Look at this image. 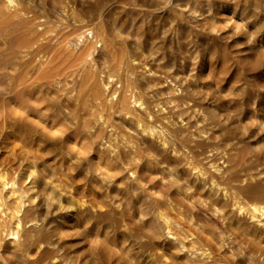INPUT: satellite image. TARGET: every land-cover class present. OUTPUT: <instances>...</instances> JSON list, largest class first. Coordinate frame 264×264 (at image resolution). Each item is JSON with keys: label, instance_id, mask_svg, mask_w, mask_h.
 <instances>
[{"label": "rangeland", "instance_id": "374dc122", "mask_svg": "<svg viewBox=\"0 0 264 264\" xmlns=\"http://www.w3.org/2000/svg\"><path fill=\"white\" fill-rule=\"evenodd\" d=\"M4 2L0 264H264V0Z\"/></svg>", "mask_w": 264, "mask_h": 264}, {"label": "bare ground", "instance_id": "6f19581e", "mask_svg": "<svg viewBox=\"0 0 264 264\" xmlns=\"http://www.w3.org/2000/svg\"><path fill=\"white\" fill-rule=\"evenodd\" d=\"M9 1V0H8ZM22 1V0H21ZM2 2V1H1ZM12 2H13V0H12ZM3 3H5L4 2V0H3ZM8 4H9V2H8ZM5 5V4H4ZM10 5H12L11 4V1H10ZM25 8V7H24ZM6 9H7V7H6ZM17 9V8H16ZM15 11V10H14ZM2 12V11H1ZM8 12V11H7ZM6 12V13H7ZM10 12V11H9ZM18 12V11H17ZM17 12H15V13H17ZM2 13H4V12H2ZM12 13V12H11ZM1 14V13H0ZM8 14V13H7ZM23 14V13H22ZM2 15V14H1ZM4 15H5V13H4ZM4 15H2V16H4ZM17 15H19V13H17ZM16 15V16H17ZM9 17V16H8ZM18 17V16H17ZM104 45V44H103ZM108 46V45H107ZM110 50V49H109ZM111 51V50H110ZM109 51V52H110ZM120 52H122V50L120 51ZM110 54V53H109ZM118 54V53H117ZM116 54V55H117ZM119 56V55H118ZM112 58V57H111ZM117 58V57H116ZM123 58V57H122ZM118 59V58H117ZM121 59V58H120ZM113 60V59H112ZM117 64V63H116ZM115 65V64H114ZM143 66V65H142ZM121 67V66H120ZM123 67V66H122ZM141 67V66H140ZM138 68V67H137ZM105 69V68H104ZM118 69V68H117ZM128 68H126V70H127ZM130 69V68H129ZM129 69H128V71H129ZM119 70V69H118ZM126 70H125V72H126ZM132 70V69H131ZM136 70V69H135ZM121 71V70H120ZM124 71V70H123ZM132 71H134V70H132ZM131 71V72H132ZM147 71V70H146ZM135 72V71H134ZM148 72V71H147ZM114 73V72H113ZM122 73V72H121ZM137 73V72H136ZM146 73V72H145ZM135 74V73H134ZM121 75V74H120ZM130 75V74H129ZM125 76V75H124ZM119 77H122V76H119ZM118 77V78H119ZM134 77V76H133ZM125 79H126V77H124ZM129 79H131V78H129ZM133 80V79H132ZM130 81V80H129ZM128 82V81H127ZM126 82V83H127ZM115 83V82H114ZM124 84H125V82H124ZM123 84V85H124ZM130 84H131V82H130ZM132 84H135V80H134V82H132ZM112 85H114V84H112ZM144 86V85H143ZM112 87H115V85L114 86H112ZM145 87V86H144ZM111 88V87H110ZM109 88V89H110ZM123 88V87H122ZM126 88H128V87H126ZM156 89V88H155ZM153 90V89H152ZM127 91H129V90H127ZM131 91V90H130ZM129 91V92H130ZM136 92V91H135ZM123 93L124 94H127L128 92H125L124 91V88H123ZM130 94V93H129ZM182 95V94H181ZM103 96V95H102ZM125 96V95H124ZM184 97V96H183ZM99 98H101V97H99ZM110 98V97H109ZM108 99V98H107ZM174 100V99H173ZM184 100V99H183ZM119 101H121L122 102V100H120L119 99ZM124 101V100H123ZM108 102V101H107ZM120 102V103H121ZM127 102H129V101H127ZM154 103V102H153ZM126 104V103H125ZM128 104V103H127ZM131 104V103H130ZM133 104V103H132ZM100 105V104H99ZM98 105V106H99ZM102 105V104H101ZM119 105V104H118ZM122 106L121 107H123V106H125V105H123V102H122V104H121ZM129 105V104H128ZM133 105H135V104H133ZM137 105V104H136ZM135 105V106H136ZM165 105V104H164ZM110 106V105H109ZM109 106H108V108H109ZM137 107V106H136ZM135 107V108H136ZM142 107V106H141ZM161 107V106H160ZM98 108V107H97ZM104 108V107H103ZM106 108H107V105H106ZM107 108V109H108ZM127 108V107H126ZM156 108V107H155ZM92 109V108H91ZM106 109V110H107ZM124 110H125V108H123ZM131 109V108H130ZM143 109V108H142ZM142 109H139V110H142ZM178 109V108H177ZM129 110V109H128ZM127 110V111H128ZM156 110V109H155ZM158 110H160V109H158ZM91 111V110H90ZM100 111V110H99ZM173 111V110H172ZM94 112V111H93ZM121 112V111H120ZM159 112H161V111H159ZM195 112V111H194ZM91 113V112H90ZM117 113V112H116ZM119 113V112H118ZM160 114V113H159ZM183 114V113H182ZM92 115V114H91ZM94 115H96L95 113H94ZM93 115V116H94ZM167 116V115H166ZM108 117V116H107ZM106 116H105V118H107ZM211 117H212V115H211ZM94 119H96V117L94 118ZM101 119V118H100ZM108 120V119H107ZM150 120V119H149ZM167 120V119H166ZM105 122H106V120H104ZM163 121H164V119H163ZM101 122V121H100ZM110 122H111V120H110ZM141 122V121H140ZM143 122V121H142ZM219 122V121H218ZM121 123V122H120ZM156 123V122H155ZM110 124V123H109ZM111 124H113V123H111ZM158 124V123H157ZM169 124V123H168ZM176 124V123H175ZM211 124H213V123H211ZM107 125V124H106ZM178 125V124H177ZM170 126V125H169ZM201 126V125H200ZM114 127V126H113ZM138 127V126H137ZM156 127V126H155ZM173 127V126H172ZM189 127H191V126H189ZM189 127H187V128H189ZM154 128V127H153ZM176 129H178V128H176ZM131 131H133V130H131ZM144 131V130H143ZM160 131V130H159ZM147 132H148V130H147ZM191 132V131H190ZM143 133V132H142ZM153 132H148V134H150L149 136L150 137H152L151 136V134H152ZM162 132H160V135L162 136V134H161ZM164 133V132H163ZM169 133V132H168ZM187 133V132H186ZM205 133V132H204ZM188 134V133H187ZM144 136L146 135V134H143ZM147 136V135H146ZM193 136V135H192ZM154 137V136H153ZM158 137H156V139H157ZM160 138V137H159ZM155 140V139H154ZM161 141L160 142H162L163 140L162 139H160ZM126 141V140H125ZM121 142V141H120ZM159 142V143H160ZM128 144H129V142H127ZM131 143V142H130ZM163 144H164V142H162ZM161 143V144H162ZM202 143V142H201ZM122 145V144H121ZM144 145V144H143ZM166 144H164V146H165ZM197 145V144H196ZM160 146V145H159ZM167 147V146H166ZM138 148V147H137ZM164 148V147H163ZM183 148V147H182ZM114 149V148H113ZM132 149V148H131ZM130 149V150H131ZM185 150H187V148L185 149ZM184 150V151H185ZM206 150H208V148L206 149ZM122 151V150H121ZM125 151V150H124ZM133 151V150H132ZM131 151V152H132ZM140 152V151H139ZM205 152H207V151H205ZM133 153V152H132ZM178 153V152H177ZM151 154H153V153H151ZM236 155V154H235ZM211 156V155H210ZM184 157V156H183ZM199 157V156H198ZM160 158V157H159ZM163 159V158H162ZM161 159V160H162ZM187 159H189V158H187ZM174 160V159H173ZM185 160V159H184ZM193 160V159H192ZM164 161V160H163ZM162 162V161H161ZM226 162V161H225ZM144 163V162H143ZM178 165V164H177ZM27 166V165H26ZM128 166V165H127ZM20 167V166H19ZM230 167V166H229ZM21 169V168H20ZM36 169V168H35ZM192 170V169H191ZM22 171V170H21ZM193 171V170H192ZM215 171V170H214ZM5 172V171H4ZM36 172V171H35ZM132 173V172H131ZM185 173V172H184ZM191 173V172H190ZM223 173V172H222ZM234 173V172H233ZM37 174H39L38 172H37ZM36 173H34V172H31V183H32V185L33 184H35V183H38V181H39V179H38V176L39 175H37ZM195 174V173H194ZM197 174H199V175H201L200 174V172H198ZM41 175V174H40ZM133 176V175H132ZM170 176V175H169ZM193 177V176H192ZM196 177V176H195ZM201 177V176H200ZM202 177H204V176H202ZM245 177V176H244ZM20 178V177H19ZM232 178V177H231ZM239 178V177H238ZM13 179V178H12ZM18 178H16V180H17ZM162 179V178H161ZM244 179V178H243ZM1 180V179H0ZM20 180V179H19ZM41 180V179H40ZM3 182V181H2ZM239 182V181H238ZM18 183H19V181H18ZM18 183H16V184H18ZM30 183V184H31ZM42 183H43V181H42ZM2 184V183H1ZM25 184V183H24ZM30 184H29V186H30ZM5 185V184H4ZM4 185H1L2 187H5ZM50 185V184H49ZM0 186V187H1ZM14 186V185H13ZM12 186V187H13ZM162 186V185H161ZM190 186V185H189ZM15 187V186H14ZM13 187V188H14ZM28 187V186H27ZM32 187V186H31ZM196 187V186H195ZM17 188H19V186L17 185ZM36 188H37V186H36ZM57 188V187H56ZM215 188H217V187H215ZM3 190V189H2ZM2 190H0V191H2ZM12 190V189H11ZM15 190H17V189H15ZM28 190H30V189H28ZM225 191V190H224ZM253 191H259V186H254V188H253ZM12 192H14V191H12ZM37 192V191H36ZM53 192V191H52ZM1 193H3V192H1ZM0 193V194H1ZM17 193V192H16ZM257 193V192H256ZM263 193V192H262ZM18 194V193H17ZM53 193H51V195H52ZM225 194V193H224ZM237 194H239V192L237 193ZM54 195L56 196V194L54 193ZM54 195H52V196H54ZM195 195V194H194ZM213 195H216V193L215 194H213ZM223 195V194H222ZM242 195V194H241ZM251 195V194H250ZM2 196H4V193H3V195ZM196 196V195H195ZM0 197H1V195H0ZM11 197V196H10ZM226 197V196H225ZM251 197V196H250ZM2 198V197H1ZM4 198V197H3ZM12 198H13V200H14V204L16 205V207L17 208H19V210L20 211H18L17 210V215H19L18 213H20L21 211L23 212L24 210H25V200L23 199H20V196H19V198H17V197H15V195L14 196H12ZM55 198V197H54ZM54 198H53V200H54ZM253 198V197H252ZM32 199V198H31ZM50 199V198H49ZM233 199V198H232ZM52 200V201H53ZM236 200V199H235ZM2 201H3V199H2ZM9 201V200H8ZM239 201V200H238ZM59 203V202H58ZM225 203V202H224ZM240 203V202H239ZM263 204V203H262ZM10 206V205H9ZM28 207V206H27ZM220 207V206H219ZM249 207V206H248ZM232 208V207H231ZM230 208V209H231ZM3 209V208H2ZM219 209V208H218ZM260 209V208H259ZM233 211L235 212V213H237V214H241V212H242V208L240 207V205H239V207H237V206H235L234 208H233ZM244 211V210H243ZM261 211V210H260ZM12 212V211H11ZM27 212V211H26ZM151 212V211H150ZM245 212V211H244ZM7 213V212H6ZM12 214V213H11ZM157 214H159V213H157ZM236 214V215H237ZM217 215V214H216ZM244 215H245V217L248 219V221H250V223H252V224H254L255 226H257V227H261V229L263 228V230H264V211H261L260 213H259V210L256 208V207H252V208H249L245 213H244ZM16 216V215H15ZM14 216V217H15ZM23 216H24V212H23ZM156 216V218H157V215H155ZM159 216V215H158ZM163 216V215H162ZM25 217V216H24ZM29 217V216H28ZM2 218V217H1ZM27 218V217H26ZM225 218V217H224ZM8 219V218H7ZM13 220L15 219V218H12ZM164 219V218H163ZM13 220H12V223H13ZM23 220V218L21 217V219H18V222H16V224L17 225H14V226H16V227H14V232H13V234H12V238H11V240H8L9 241V243H7V244H10V242H11V244L12 245H18V246H21L20 244H22V241L23 240H28V238L26 237V238H23V240H21L22 239V237H25V235L28 233V231H26L27 233H25V230H26V227H28V226H26L25 227V224H28V223H22V222H20V221H22ZM161 220V219H160ZM165 220V219H164ZM164 220H161V222L162 221H164ZM168 220V219H167ZM31 221V220H30ZM6 222V221H5ZM14 222V223H15ZM35 222V221H34ZM33 223V222H32ZM38 223V222H37ZM34 224V223H33ZM221 224V223H220ZM35 225V224H34ZM165 225H167V224H165ZM171 225V224H170ZM225 225V224H224ZM0 227H2V226H0ZM167 227H168V225H167ZM13 228V227H12ZM162 228V227H161ZM169 228V227H168ZM36 229H38V228H36ZM13 230V229H12ZM159 230H160V228H159ZM162 230V229H161ZM163 230H165V229H163ZM224 230V229H223ZM242 230V229H241ZM249 230V229H248ZM35 231V230H34ZM166 231V230H165ZM30 232V231H29ZM164 232V231H163ZM161 233V232H160ZM173 233V232H172ZM171 233V231H169L168 232V230H167V232L165 233V238H167V239H171L172 240V237L174 236L173 234ZM258 233V232H257ZM3 234V233H2ZM1 234V235H2ZM5 234V233H4ZM173 235V236H172ZM244 235V234H243ZM27 236V235H26ZM164 236V235H163ZM174 237H177V236H174ZM179 237V236H178ZM3 238V237H2ZM231 239V238H230ZM1 240V239H0ZM25 240V241H26ZM175 240V239H174ZM174 240H172V241H174ZM6 241V240H5ZM175 241H177V239L175 240ZM178 241H180L179 239H178ZM253 242V241H252ZM34 243V242H33ZM184 243V242H183ZM24 244V243H23ZM22 244V245H23ZM32 243H30V245H31ZM33 245V244H32ZM31 245V246H32ZM174 246H175V244H173ZM178 245H181V243H178ZM11 246V245H10ZM24 246V245H23ZM181 246H184V244H182ZM12 247V246H11ZM24 247H26V246H24ZM23 247V249L21 250L22 251V253L21 254H23V252L25 253V251L27 250L28 251V247H27V249H25ZM30 247V246H29ZM177 247V246H176ZM17 249H18V247H16ZM5 249V248H4ZM24 249H25V251H24ZM19 250H20V248H19ZM253 252V251H252ZM193 253V252H192ZM191 253V254H192ZM185 254V253H184ZM205 254V253H204ZM201 255L202 257L200 258V259H202V258H204V256L205 255ZM24 255V254H23ZM189 255H190V253H189ZM193 255H195L194 253H193ZM206 255H207V253H206ZM25 256V255H24ZM208 256V255H207ZM38 257V256H37ZM190 257V256H189ZM194 257V256H193ZM199 258V257H198ZM249 258V257H248ZM22 259V258H21ZM211 259V258H210ZM203 260V259H202ZM207 260V259H206ZM200 262V261H199ZM250 262V261H249ZM200 263H203V262H200ZM251 263V262H250ZM203 264H206L205 262L203 263Z\"/></svg>", "mask_w": 264, "mask_h": 264}]
</instances>
